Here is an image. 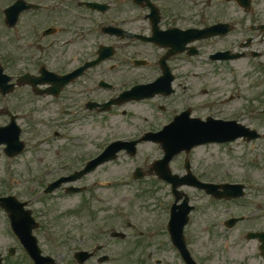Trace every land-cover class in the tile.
Returning a JSON list of instances; mask_svg holds the SVG:
<instances>
[{"label": "flooded vegetation", "instance_id": "obj_1", "mask_svg": "<svg viewBox=\"0 0 264 264\" xmlns=\"http://www.w3.org/2000/svg\"><path fill=\"white\" fill-rule=\"evenodd\" d=\"M18 1L7 0L6 5L0 6V29L8 30V37L0 41L6 47L1 50L0 46L5 54L0 61L8 74L9 91L4 94L0 89V101L6 102L0 104V117L4 119L0 127H19L25 149L18 157L9 158L6 146L0 145V153L14 171L11 183L2 180L0 197L16 195L26 203L25 209L35 219L32 222L39 223L34 233L43 254L53 256L55 264H96L95 254L83 263L75 255L80 250L93 253L97 244L106 247L116 239L109 235L101 242L105 225L112 224L113 206L111 197L96 193L122 188L116 180L127 170L96 177L103 168L120 162L122 158L118 157L49 194L45 191L47 181L76 175L85 166L86 158L93 160L104 150L107 140L127 137V133L132 134L128 139H137L146 132H158L159 140L147 138L149 141L139 147L150 143L163 150L165 139L177 138L162 132L164 125L178 115H189L203 122L209 118L233 122L230 129L237 127V133L246 134L227 142H206L182 152L171 160L170 171L190 180L194 176L204 183H240L243 188L237 191L239 196L221 197L222 188L213 191L193 184H182L176 189L157 174L156 168H151L154 159L142 167L143 173L152 172L150 176L167 183L169 209L175 204L189 209L184 229L186 241L201 254L204 264H264V219L255 215L264 211V174L252 172L255 166H264V88L250 85L251 90H257L247 94L244 82L235 80L231 94L224 97L206 80L199 89L202 98L197 100L188 83L195 72L181 76L178 67L181 64L188 68L193 61L205 69L202 74L196 71V75L211 73L210 78L220 73L217 69L244 61L264 70V12L253 16L257 2L242 5L241 0H226L221 5L218 0H23L25 8L6 16L5 8ZM229 2L236 6L228 7ZM209 9L219 13L211 14ZM239 9L244 15H237ZM229 10L236 12L229 14ZM207 43L215 46L207 49ZM98 59L102 60L96 62ZM141 71H146L142 72L143 77L131 82ZM154 82L162 86L160 92L128 100L129 90ZM132 106L147 107L146 114L158 115L159 120L154 117L151 122L141 123L139 119L133 125L137 115L133 112L128 116ZM113 118L124 125L132 124L130 132L124 133L121 126L114 125L110 129L116 131L106 137L102 131L108 126L86 125L89 121ZM49 130L53 131L52 139L47 137ZM176 131H183V127ZM42 133L45 134L40 136ZM207 147L234 152L243 161L245 173H224L217 166L204 168L197 151ZM22 157H26L24 178L29 185L17 191L14 164ZM71 186L85 189L70 191ZM78 196L89 208L90 204L94 208L95 202L99 203L98 214L92 212L90 221H69L67 212L54 217L53 209L56 212L58 206L51 201ZM228 205L241 211L219 217L215 207ZM113 210L115 214L121 212L119 207ZM0 213L9 227L2 207ZM57 218L65 219L62 231L60 222H55ZM96 222L101 225L98 233ZM250 223L257 226H249ZM238 225L240 230L236 229ZM52 227L54 233L50 232ZM201 232L206 234L204 240ZM235 234H240L241 239ZM8 235L15 240L14 235ZM207 244L211 248H205ZM25 259L27 264H33L29 254Z\"/></svg>", "mask_w": 264, "mask_h": 264}, {"label": "rangeland", "instance_id": "obj_2", "mask_svg": "<svg viewBox=\"0 0 264 264\" xmlns=\"http://www.w3.org/2000/svg\"><path fill=\"white\" fill-rule=\"evenodd\" d=\"M221 5H223V2L226 0H218ZM257 2V12L253 14V16L257 14H261L264 12V0H255ZM7 0H2L0 4L6 3ZM236 6L235 3L229 2L228 7ZM221 7V6H219ZM210 12L211 9H209ZM230 11V10H229ZM222 12V11H220ZM236 11L231 10L229 14L235 13ZM219 12H212L211 14H218ZM237 15H244V11L239 9ZM1 25H3L2 22H0ZM8 30L4 31L0 29V41H3L8 36ZM1 50L5 49L6 47L2 44H0ZM212 46L215 45H209L207 43L206 47L207 49L212 48ZM0 56H5V54L0 51ZM198 63H195L192 61V64L188 65V68H183L181 64L178 65L181 71V76L185 75L189 71L195 72L193 75L191 74V79L188 81L190 87H191V93L195 91V94L197 96V100L201 99V95L199 94V89L203 87L201 83L204 81L210 80L211 86L210 88L214 87L219 93L220 96L228 97L231 94V86L233 84V81L235 80H241L244 82L247 88V94L253 93L257 90L256 87H253L255 89L251 90V86L253 84H259L261 85V88L263 86L264 88V70H261V68H254L251 64H248L246 61L242 63H237V66L227 67L225 69H217L219 71V74L212 75L210 78L211 73H208L207 75H201L198 77L196 75V71L202 72L205 70L204 67H197ZM141 71L140 74L133 79L131 82L142 78L143 74ZM209 82V83H210ZM199 85V86H198ZM198 86V88H196ZM251 90V91H250ZM243 94V95H247ZM6 102L0 101V104H4ZM147 107H136L132 106L128 108V116L134 114L137 115L136 119H133L132 123H136L140 119L141 123L146 121H153L154 117L157 118V121L159 120L158 115H155L154 117L151 115L146 114ZM143 111V113L141 112ZM146 116H148V120L146 119ZM121 118V117H119ZM165 119H162V121ZM4 119L0 117V123L3 122ZM161 121V122H162ZM93 122L89 121L86 125L88 127L94 126L98 128L99 126L104 127L108 126V128L104 129L102 131V135L108 137L110 133L115 132L113 127L114 125H119L121 128H123L124 133L130 132L129 130L132 129V124L124 125L122 121H117L115 118L113 119H107L106 121L103 120L102 122ZM112 127V128H111ZM111 128V129H110ZM45 133H42L40 136H43ZM39 137V136H38ZM217 147H207L199 149L197 152L199 153V157L201 159L202 166L205 167H213L217 166L222 170L224 173H229V170L239 172L241 174L245 173L243 161L238 157L234 156V152L228 153L227 150L221 149L220 151H217ZM212 151V152H211ZM162 151L151 145L150 143H147L145 145H142L140 147L138 160L139 163H142L146 160H152L156 157H159L162 155ZM52 156H48V158H51ZM137 159H129L125 158V156H122V159L118 163H113L108 165V168H103L99 173L100 177H107V176H113L114 174H119L121 172H124L126 170H130L135 163H137ZM2 153H0V189L3 188V185L1 184L4 176H3V168L7 167V164L4 162ZM26 157H22V159L19 158V161L14 164L15 169V188L16 190H24V187L28 186V181L24 178L25 174V162ZM180 167V165H179ZM252 172L258 173V174H264V166L257 165L253 169ZM122 183H126L127 185H124L122 188H113V189H107L103 191H97L96 195L102 196V197H111L112 198V206L113 209L120 208L121 212L114 213V210L112 209V216L114 217L111 221L112 224L107 225L105 228V232H103V236H101V242H103V239H107L109 237V227L112 225L117 226V230L124 231L128 235L125 236V239H114L111 240L109 243V248L107 251L112 252L113 261L105 262L104 264H160L162 261L159 259H163V262L161 264H171L173 261L180 263L179 255L175 252L173 247L168 244V239L166 236H163L161 234H158V232H153L151 236L149 234H146L147 236L139 235L137 234L140 230H148V228L156 229L160 222L162 225H164V221L166 218L165 213L161 211V208L157 204V200L160 198H163L165 200L168 199V188L164 187L162 185L154 184L151 182L150 179H147L145 181H133L130 177L125 180H121ZM163 187V188H162ZM78 197H65L63 199H57L54 201H51V204H55L58 206L56 209V212L53 214L56 218L57 215L64 214L65 212L68 213V220L69 221H90V216L92 212H95L98 214V205L99 203L95 202L94 210L89 208L87 206V203L84 200H79ZM231 206V207H228ZM228 206H219L215 207L214 210L217 209L219 212V217L224 218L226 215H231L232 213L240 212L241 209H239L235 205H228ZM66 211H65V210ZM62 211V212H61ZM124 213H128V217H130V221L134 226L129 227L128 220L123 221L122 223V215ZM256 217H258L259 220H263L264 218L261 217L264 215V211L260 210L255 213ZM229 217V216H227ZM65 219H55V222H60L58 225L60 230L65 229L64 221ZM128 223V224H127ZM96 222L94 225H97ZM250 223L249 226L256 227L257 224ZM199 224H196V226ZM240 230V225L236 228ZM10 231V230H9ZM8 227L6 228V223L3 218L2 213H0V253L2 252L4 255V260L0 264H27V260L25 259L24 252H21V247L18 248V250L15 249L13 253H8L9 247L15 245V241L11 236L8 235L9 233ZM137 231V232H136ZM199 231V230H198ZM206 237L205 233L201 232V239L204 240ZM235 238L241 239L240 234H235ZM18 246V242H17ZM201 247H204L200 245ZM205 248H211L208 244ZM205 250V249H203ZM150 252L152 254V258L154 260H148L146 258V253ZM104 253V251H103ZM110 254V253H108ZM160 262V263H157Z\"/></svg>", "mask_w": 264, "mask_h": 264}, {"label": "water", "instance_id": "obj_3", "mask_svg": "<svg viewBox=\"0 0 264 264\" xmlns=\"http://www.w3.org/2000/svg\"><path fill=\"white\" fill-rule=\"evenodd\" d=\"M1 71H2V68L0 67V78H1ZM4 134V137L3 138H6V139H4V140H7L8 141V139L10 138V136H9V134H8V132H4L3 133ZM228 134V132L227 131H222V133L220 134V135H227ZM9 143V142H8ZM10 146H12V145H10ZM13 147V146H12ZM174 149V148H173ZM171 151V150H170ZM167 153H169V149H167ZM13 219H14V222H15V224L17 225V226H19L20 225V222L21 221H19V220H17L16 218H15V213L13 212ZM174 229V228H173ZM175 230V229H174ZM178 229L177 230H175V236H176V238L178 237Z\"/></svg>", "mask_w": 264, "mask_h": 264}]
</instances>
